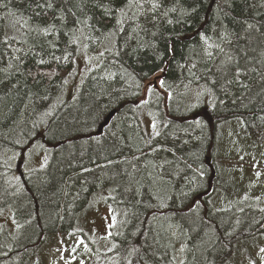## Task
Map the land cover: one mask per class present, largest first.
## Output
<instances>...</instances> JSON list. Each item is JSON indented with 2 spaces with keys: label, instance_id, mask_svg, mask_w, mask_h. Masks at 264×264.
<instances>
[{
  "label": "trees",
  "instance_id": "trees-1",
  "mask_svg": "<svg viewBox=\"0 0 264 264\" xmlns=\"http://www.w3.org/2000/svg\"><path fill=\"white\" fill-rule=\"evenodd\" d=\"M81 38L97 62L63 98ZM235 116L264 138V0H0V264L79 234L99 190L123 221L95 262L227 264L264 233V198H206L217 123ZM33 140L46 160L20 171L14 153Z\"/></svg>",
  "mask_w": 264,
  "mask_h": 264
},
{
  "label": "rangeland",
  "instance_id": "rangeland-1",
  "mask_svg": "<svg viewBox=\"0 0 264 264\" xmlns=\"http://www.w3.org/2000/svg\"><path fill=\"white\" fill-rule=\"evenodd\" d=\"M97 62L95 53L87 49L85 41H78L74 66L66 74L65 86L61 96L71 97L78 88L83 75ZM59 74L62 75L61 72ZM160 76L149 78L142 88V96H146L149 86H161ZM202 100L189 99L178 110L188 115L204 104ZM177 107V105H174ZM145 125L150 130L151 124L147 114ZM259 131L264 133V116L259 118ZM217 137L213 158L210 161L211 182L207 202L215 208L224 207L231 198L250 196L257 203L264 198V138L255 135L257 125L245 124L240 118L231 117L217 123ZM42 142L31 141L21 151L15 152L18 170H30L41 166L47 157ZM109 192L99 190L94 193L86 209L83 211L77 228L80 233L57 232L44 236L36 249V255L29 264H101L92 256L95 250L108 251L111 243L109 230H118L123 221L122 213L109 207ZM241 199L234 200V205H241ZM8 215V214H5ZM7 226L12 222L9 216L1 218ZM227 264H264V233L237 241L230 254Z\"/></svg>",
  "mask_w": 264,
  "mask_h": 264
},
{
  "label": "water",
  "instance_id": "water-1",
  "mask_svg": "<svg viewBox=\"0 0 264 264\" xmlns=\"http://www.w3.org/2000/svg\"><path fill=\"white\" fill-rule=\"evenodd\" d=\"M115 111H116V110L113 109V110H111V111L106 115V117H105V119L103 120L101 126L106 125V124L108 123L109 119H110L111 116L115 113Z\"/></svg>",
  "mask_w": 264,
  "mask_h": 264
},
{
  "label": "bare ground",
  "instance_id": "bare-ground-1",
  "mask_svg": "<svg viewBox=\"0 0 264 264\" xmlns=\"http://www.w3.org/2000/svg\"><path fill=\"white\" fill-rule=\"evenodd\" d=\"M108 113H109V112H108ZM108 113H107V114H108ZM107 114H106V115H107ZM106 115H105V117H106ZM113 115H114V114H113ZM113 115L111 116V118L113 117ZM111 118L109 119V121L111 120ZM104 119H105V118H104ZM109 121H108V123H109ZM102 122H103V121H102ZM102 122H101V124H102ZM108 123H107V124H108ZM101 124H100L99 128L102 127ZM107 124H106V125H107ZM106 125H103V126H106Z\"/></svg>",
  "mask_w": 264,
  "mask_h": 264
}]
</instances>
